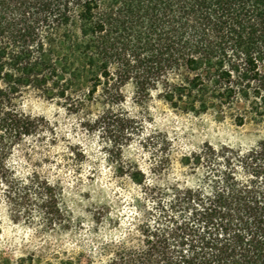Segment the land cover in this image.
Returning <instances> with one entry per match:
<instances>
[{
	"label": "trees",
	"instance_id": "obj_1",
	"mask_svg": "<svg viewBox=\"0 0 264 264\" xmlns=\"http://www.w3.org/2000/svg\"><path fill=\"white\" fill-rule=\"evenodd\" d=\"M263 67L264 0H0V189L17 217L37 199L49 226L65 220L57 185L12 161L23 140L52 131L22 108L29 91L73 114L98 102L83 119L121 127L122 150L139 130L122 108L127 84L184 112L238 111L244 124L247 113L264 120ZM194 160H222L223 183L186 192L190 214L149 228L139 264H264V138L247 150L206 143Z\"/></svg>",
	"mask_w": 264,
	"mask_h": 264
},
{
	"label": "rangeland",
	"instance_id": "obj_2",
	"mask_svg": "<svg viewBox=\"0 0 264 264\" xmlns=\"http://www.w3.org/2000/svg\"><path fill=\"white\" fill-rule=\"evenodd\" d=\"M124 93L123 111L139 130L122 150L114 145L121 127L112 123L101 132L84 121L100 112L98 102L73 114L36 92L24 95L22 108L47 118L52 131L23 140L12 161L21 174L37 168L57 185L65 220L49 226L37 199L30 215L17 217L0 189V264H139L149 228L162 230L170 216L190 214L186 192L209 194L223 183L224 162L197 163L195 153L206 143L247 150L264 138V120L248 113L239 124L238 111L184 112L156 90L142 98L133 83ZM234 175L246 177L240 165Z\"/></svg>",
	"mask_w": 264,
	"mask_h": 264
}]
</instances>
